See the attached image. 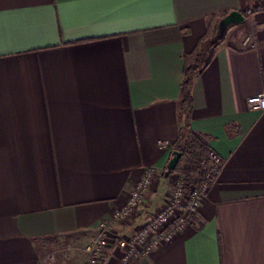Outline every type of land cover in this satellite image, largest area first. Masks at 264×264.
<instances>
[{"label":"crops","instance_id":"obj_1","mask_svg":"<svg viewBox=\"0 0 264 264\" xmlns=\"http://www.w3.org/2000/svg\"><path fill=\"white\" fill-rule=\"evenodd\" d=\"M260 1L0 0V264H86L80 244L148 168L160 177L118 235L163 205L184 69L220 16L246 11L191 92L190 129L221 174L185 231L131 264H264V112L248 107L264 95ZM120 259L114 243L99 264Z\"/></svg>","mask_w":264,"mask_h":264},{"label":"built area","instance_id":"obj_2","mask_svg":"<svg viewBox=\"0 0 264 264\" xmlns=\"http://www.w3.org/2000/svg\"><path fill=\"white\" fill-rule=\"evenodd\" d=\"M261 10L264 11V2ZM245 44L253 47L250 38L245 40ZM248 107L251 111L264 112V95L249 98ZM160 146L168 148L165 142H161ZM222 168L221 156L210 151L206 173L199 185L188 181L181 173H171L167 177L170 188L163 205L155 213L147 214L145 222L134 230L133 235L120 237L116 230L117 223H129L138 218L146 192L160 177L154 168L146 169L142 179L128 196L126 204L116 211L114 219L101 222L95 236L85 245L87 264H99L110 244L117 243L121 251L118 264H131L136 258L148 257L161 244L170 243L198 217L201 206L210 188L217 182ZM51 259L54 260L55 257Z\"/></svg>","mask_w":264,"mask_h":264},{"label":"trees","instance_id":"obj_3","mask_svg":"<svg viewBox=\"0 0 264 264\" xmlns=\"http://www.w3.org/2000/svg\"><path fill=\"white\" fill-rule=\"evenodd\" d=\"M253 11L244 12V16L249 18ZM227 14L220 16L219 21ZM233 26H230V30ZM226 33L223 37L214 33L207 42H203L196 55L195 63L186 66L184 69V78L180 88V111L179 120L181 125V134L179 141L175 144L174 153L181 154L180 161L172 173L183 174L188 181L199 185L205 176V168L208 162L210 150L199 140V138L190 129L191 113L193 109L192 87L195 77L200 75L213 61L216 51L224 44Z\"/></svg>","mask_w":264,"mask_h":264},{"label":"water","instance_id":"obj_4","mask_svg":"<svg viewBox=\"0 0 264 264\" xmlns=\"http://www.w3.org/2000/svg\"><path fill=\"white\" fill-rule=\"evenodd\" d=\"M245 16L240 12H232L231 14L225 16L220 22H219V36L223 37L227 31V29L235 24H239L245 21ZM181 158V154L178 152L174 153V157L169 162V165L167 167V170L165 172V176L168 177L172 171L177 167L179 161Z\"/></svg>","mask_w":264,"mask_h":264},{"label":"rangeland","instance_id":"obj_5","mask_svg":"<svg viewBox=\"0 0 264 264\" xmlns=\"http://www.w3.org/2000/svg\"><path fill=\"white\" fill-rule=\"evenodd\" d=\"M264 2V1H263ZM263 2H262V0L257 4V6L255 7V9H254V12L256 13V12H260V11H262L261 10V5L263 4ZM85 243L82 245V244H80V247H85ZM70 246L69 245H67V246H64V247H59L58 248V250H61L62 252H60V253H64L65 251H67V249L69 248ZM63 248V249H62ZM64 251V252H63ZM87 264V263H86Z\"/></svg>","mask_w":264,"mask_h":264}]
</instances>
